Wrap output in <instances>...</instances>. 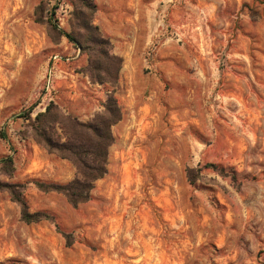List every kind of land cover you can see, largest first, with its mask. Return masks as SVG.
<instances>
[{
  "label": "rangeland",
  "instance_id": "obj_1",
  "mask_svg": "<svg viewBox=\"0 0 264 264\" xmlns=\"http://www.w3.org/2000/svg\"><path fill=\"white\" fill-rule=\"evenodd\" d=\"M94 2L114 85L51 28L70 33V0H0V186L60 232L0 188V264H264V0ZM111 92L122 117L90 200L38 190L76 171L22 115L52 102L86 123Z\"/></svg>",
  "mask_w": 264,
  "mask_h": 264
},
{
  "label": "trees",
  "instance_id": "obj_2",
  "mask_svg": "<svg viewBox=\"0 0 264 264\" xmlns=\"http://www.w3.org/2000/svg\"><path fill=\"white\" fill-rule=\"evenodd\" d=\"M73 12L70 19V33L51 28L81 53L88 56L85 69L89 80L94 84L117 83L122 59L113 53V47L104 38L99 29L93 25V17L97 11L94 0H70ZM121 110L113 93H109L103 105V111L86 123L78 121L71 115L64 114L54 103L49 102L44 112L31 118L30 111L21 118L27 121L31 129L33 141L49 154L69 161L76 171V177L66 184H44L35 182L36 188L42 192H56L64 196L66 201L76 208L90 200V193L96 181L107 173L108 149L113 144L111 132L121 120ZM6 141V137L0 134ZM4 166L12 167L13 157L0 160ZM19 185L3 184L9 192L11 200L20 208V219L25 224H35L41 220L54 225L59 232L55 218L42 212L30 213L22 193L16 188ZM62 234V233H61ZM63 235V234H62ZM66 238V235H63Z\"/></svg>",
  "mask_w": 264,
  "mask_h": 264
}]
</instances>
